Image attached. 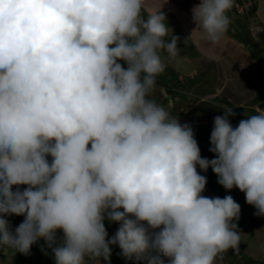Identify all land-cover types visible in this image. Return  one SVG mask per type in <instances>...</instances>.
Instances as JSON below:
<instances>
[{"label":"clouds","instance_id":"1","mask_svg":"<svg viewBox=\"0 0 264 264\" xmlns=\"http://www.w3.org/2000/svg\"><path fill=\"white\" fill-rule=\"evenodd\" d=\"M232 6L200 0L192 19L215 42ZM143 9L144 0H0V246L29 255L42 239L55 264H100L112 245L133 264H216L239 250L241 207L202 196L197 166L264 216V113L234 127L223 110L215 158H202L192 127L149 98L161 53L178 55L179 38L165 39L164 13ZM12 215L24 217L14 229ZM105 220L119 224L111 238Z\"/></svg>","mask_w":264,"mask_h":264},{"label":"rangeland","instance_id":"2","mask_svg":"<svg viewBox=\"0 0 264 264\" xmlns=\"http://www.w3.org/2000/svg\"><path fill=\"white\" fill-rule=\"evenodd\" d=\"M252 1L257 7L254 14L249 10ZM199 3L200 0H144L145 17L159 10L165 14L169 28L165 39L170 40L173 35L179 38L178 55L169 58L166 52L161 53L165 71L156 77V85L149 98L170 116L177 117L181 124H189L201 157L211 160L215 158V154L209 151L213 118L206 120L207 113L218 112L223 116V110L228 109L224 108L226 106L242 107L229 117L234 127L242 120L241 117L247 119L250 115L264 113V102L257 103L256 111L251 108L258 95L264 100V0H233L232 8L226 13L230 18L228 29L215 42L209 41L192 19L191 9ZM123 66L127 67L126 64ZM217 89L219 94H216ZM221 97H226L229 105H225ZM219 103L222 108L216 106ZM204 121L211 127H206ZM48 159L51 161L52 158ZM197 172L207 178L205 188L211 190V193L204 190L203 196L223 198L231 195L241 207L239 219L234 221L240 235L239 250L233 253L229 249L223 253V259L216 260V264H244L247 261L244 256L255 260L251 264H264V216L255 215L256 209L246 203L244 193L238 188L234 187L227 194L217 183L218 177L211 167L202 171L197 166ZM219 188L223 190L217 191ZM7 219L13 229L23 221L22 216L15 215ZM104 223L111 238L119 224L108 220ZM3 248L0 264H39V259L40 264H53L45 259L42 240L32 246L29 255L15 253L7 246ZM111 248L110 260L105 264H133L132 260L121 255L118 245ZM164 259L167 264V258ZM100 264L103 263L100 261Z\"/></svg>","mask_w":264,"mask_h":264},{"label":"trees","instance_id":"3","mask_svg":"<svg viewBox=\"0 0 264 264\" xmlns=\"http://www.w3.org/2000/svg\"><path fill=\"white\" fill-rule=\"evenodd\" d=\"M249 10L251 11V13L252 14H254L255 13V11L257 10V7H256V5H255V2L254 1H252L251 2V7L249 8ZM263 99V98H262ZM261 98H260V95H258V97H257V100H256V102L254 103V104H252V106H251V108L253 109V110H255V106H257V103L258 102H260V103H263L264 102V100H262ZM224 101H225V103L226 104H228V101H227V99L226 98H224ZM234 110V112H236V111H239V110H242V107H236L235 109H233ZM256 111V110H255ZM236 114V113H235ZM218 115V112L215 114V113H207L206 114V118H213V117H215V116H217ZM242 119H243V117H241ZM201 195L203 196V192L201 193ZM62 236H63V233H62V231H59L58 230V232H57V237H58V240H59V238H62ZM42 240V239H41ZM42 245L44 246V253H45V259L49 262V263H51V262H53V264H55V260H54V258H53V255H52V253H51V249H49V248H47L46 247V245H45V242L42 240ZM114 251H117V248H114ZM233 253H237L236 251H232ZM244 256V255H243ZM242 256V257H243ZM244 258H246L247 259V261L244 263V264H251V263H254L255 262V260L254 259H252L251 257H246V256H244ZM91 262V261H90ZM101 262L103 263V264H105L106 263V261H104L103 259H101Z\"/></svg>","mask_w":264,"mask_h":264},{"label":"crops","instance_id":"4","mask_svg":"<svg viewBox=\"0 0 264 264\" xmlns=\"http://www.w3.org/2000/svg\"><path fill=\"white\" fill-rule=\"evenodd\" d=\"M204 34V33H203ZM211 92H213L214 93V91H211ZM210 92V93H211ZM219 92H220V90H218L217 89V92H216V94H219ZM205 96H207V95H205ZM222 98V97H221ZM224 98H226V97H223L222 99H224ZM227 99V98H226ZM228 101V100H227ZM225 105H229V102H228V104H225ZM216 106H220L221 108H222V105L219 103V104H216ZM224 108H231V109H235L236 107H233V106H231V105H229V106H226V107H224ZM215 110V109H214ZM217 110V109H216ZM234 111V110H233ZM222 113V112H221ZM223 114V113H222ZM214 118V117H213ZM208 119H212V118H206V120H208ZM207 123V122H206ZM205 123V121H204V125H206V127H211V126H207L208 124H206ZM206 189H208V188H205V190ZM209 190V192L211 193V190L210 189H208ZM223 189H217V191H222ZM217 191L215 192V196H217ZM226 192H227V194H228V192L229 191H227L226 190ZM227 196V195H226ZM23 217V216H22ZM23 219H24V217H23ZM0 251H4V248H3V246H0ZM39 259V258H38ZM40 260V259H39ZM39 260H38V263L40 264V262H39Z\"/></svg>","mask_w":264,"mask_h":264},{"label":"water","instance_id":"5","mask_svg":"<svg viewBox=\"0 0 264 264\" xmlns=\"http://www.w3.org/2000/svg\"><path fill=\"white\" fill-rule=\"evenodd\" d=\"M86 259H88V258L86 257Z\"/></svg>","mask_w":264,"mask_h":264}]
</instances>
